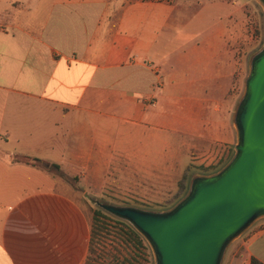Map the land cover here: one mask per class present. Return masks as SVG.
<instances>
[{
	"label": "crops",
	"instance_id": "1",
	"mask_svg": "<svg viewBox=\"0 0 264 264\" xmlns=\"http://www.w3.org/2000/svg\"><path fill=\"white\" fill-rule=\"evenodd\" d=\"M180 11L177 0H0V264L88 255L90 216L31 159L98 186L117 148L218 140L233 70L214 28L228 15L184 33L195 21ZM235 241L230 264H264V226Z\"/></svg>",
	"mask_w": 264,
	"mask_h": 264
},
{
	"label": "rangeland",
	"instance_id": "2",
	"mask_svg": "<svg viewBox=\"0 0 264 264\" xmlns=\"http://www.w3.org/2000/svg\"><path fill=\"white\" fill-rule=\"evenodd\" d=\"M177 3L181 7L179 16L195 21L182 27L184 33L204 30L211 21L228 15V21L224 20L223 24L214 28L217 33L228 37L224 44L227 45L229 66L233 70L227 96L217 111L218 115H222L218 118L225 126L222 131L219 130L218 140L214 139L211 144H199L198 137L186 134L179 138L180 148H117L115 155L112 154L111 166L101 176L98 186L81 184L79 177H63L60 172L53 170L90 218L98 209L115 216L106 207L166 213L188 196L197 180L221 174L237 156L240 144L236 125L238 112L249 94L248 85L254 72V63L264 53V2L177 0ZM177 145L174 141V147ZM259 226H264L262 213L254 216L242 233ZM141 235L144 249L138 264H159L155 249ZM100 240L106 250L115 246L110 236ZM235 240L224 251L221 264H230L237 244Z\"/></svg>",
	"mask_w": 264,
	"mask_h": 264
},
{
	"label": "water",
	"instance_id": "3",
	"mask_svg": "<svg viewBox=\"0 0 264 264\" xmlns=\"http://www.w3.org/2000/svg\"><path fill=\"white\" fill-rule=\"evenodd\" d=\"M248 86L236 122L238 153L225 171L197 180L163 214L106 207L143 234L159 264H221L227 246L254 216L264 214V53Z\"/></svg>",
	"mask_w": 264,
	"mask_h": 264
},
{
	"label": "trees",
	"instance_id": "4",
	"mask_svg": "<svg viewBox=\"0 0 264 264\" xmlns=\"http://www.w3.org/2000/svg\"><path fill=\"white\" fill-rule=\"evenodd\" d=\"M34 165L45 169L59 170L57 165H49L38 158L31 159ZM110 236L114 239L115 246L105 249L100 242L101 238ZM144 238L141 233L128 220L105 214L98 209L91 218V234L88 255L85 264H138V258L143 253ZM251 264H263L255 257Z\"/></svg>",
	"mask_w": 264,
	"mask_h": 264
}]
</instances>
